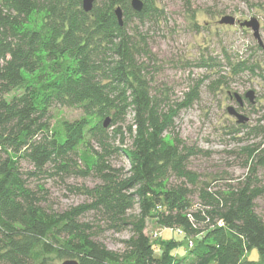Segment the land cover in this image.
<instances>
[{
  "label": "trees",
  "instance_id": "obj_1",
  "mask_svg": "<svg viewBox=\"0 0 264 264\" xmlns=\"http://www.w3.org/2000/svg\"><path fill=\"white\" fill-rule=\"evenodd\" d=\"M143 1L136 11L131 0H96L86 12L83 0H0V264H264L256 210L264 139L245 148L248 172L236 184L216 185L190 168L203 151L173 135L175 119L199 98L203 80L181 101L152 93L139 59L150 55L145 39L128 29L130 19L159 13L153 0ZM228 61L233 75L255 72L248 61ZM198 65L213 68L215 60ZM57 106L83 115L55 127ZM120 156L129 169L114 164ZM71 177L96 179L81 188L89 201L52 209L44 182ZM90 213L95 222L84 220ZM150 218L181 239L172 236L157 254ZM104 230L131 237L114 251L96 239ZM184 240L194 247L178 256Z\"/></svg>",
  "mask_w": 264,
  "mask_h": 264
},
{
  "label": "rangeland",
  "instance_id": "obj_2",
  "mask_svg": "<svg viewBox=\"0 0 264 264\" xmlns=\"http://www.w3.org/2000/svg\"><path fill=\"white\" fill-rule=\"evenodd\" d=\"M153 2L159 13L152 19L140 22L134 17L128 21L130 34L139 40L145 39V49L150 55L143 52L139 59L146 69L152 93L159 95L163 92L171 102L181 101L190 87L203 80L199 98L175 119L173 135L203 151L193 156L189 163L193 171L202 175V180L216 179L214 183L219 186L236 184L248 172L245 148L253 147L264 139L261 129L264 125V0ZM224 16H233L238 22L256 18L262 27L261 44L250 28L241 27L239 23L232 26L220 24ZM210 57L215 60L213 68L198 65L202 58ZM228 58L233 63L248 61L256 67L255 72L246 70L233 75ZM219 77H225V80L216 85V89L212 88V81ZM251 90L254 91V102L245 98ZM235 93L244 97L243 105L236 100ZM230 107L248 120L238 123L237 118L229 113ZM82 115L79 108L57 106L51 111V121L58 127L62 122L74 121ZM132 119L130 115L128 122ZM126 143L129 146L131 140L128 138ZM113 162L130 168L128 160L122 156L115 157ZM258 177L264 186V167ZM95 181L94 177H71L65 182L59 179L45 181L50 207L63 211L87 203L88 197L81 188L92 187ZM256 204L258 214L264 218V196L258 198ZM138 213L136 208L129 215ZM84 220L95 222L91 213ZM146 232L157 254L172 236L181 239L176 232L160 226L154 218L147 220ZM130 237V230L121 233L104 230L98 231L96 239L114 251H122L123 241ZM189 249L188 240H184L175 253L184 256ZM251 258L258 259L257 250L252 251Z\"/></svg>",
  "mask_w": 264,
  "mask_h": 264
},
{
  "label": "water",
  "instance_id": "obj_3",
  "mask_svg": "<svg viewBox=\"0 0 264 264\" xmlns=\"http://www.w3.org/2000/svg\"><path fill=\"white\" fill-rule=\"evenodd\" d=\"M95 1L96 0H83V9L86 12H90L94 5H95ZM131 5L133 7L134 10L136 11H141L144 7V1L143 0H131ZM115 14L118 18L119 24L123 25V10L121 7H117L115 9ZM237 22L236 18L233 16H224L221 21L220 24H225V25H235V23ZM240 24V26L242 27H247V28H251L254 32V36L256 39L259 40V42L261 43V38L259 35V29H260V23L256 18H252L250 20H245V21H239L238 22ZM234 97H236V99L239 102H242V96L235 93ZM245 97L248 98L251 102H254V91H248L245 94ZM229 113L233 116H235L238 120L239 123H243L246 120H248L247 117H245L244 115L240 114L235 108L230 107L229 108ZM108 120H106L105 125H108ZM59 264H79V262L75 259H68L63 261L62 263Z\"/></svg>",
  "mask_w": 264,
  "mask_h": 264
},
{
  "label": "built area",
  "instance_id": "obj_4",
  "mask_svg": "<svg viewBox=\"0 0 264 264\" xmlns=\"http://www.w3.org/2000/svg\"><path fill=\"white\" fill-rule=\"evenodd\" d=\"M178 232H179V234H182V233H183L182 230H178ZM188 244H189L190 248H193V247H194V241H193V240H190V241L188 242Z\"/></svg>",
  "mask_w": 264,
  "mask_h": 264
},
{
  "label": "flooded vegetation",
  "instance_id": "obj_5",
  "mask_svg": "<svg viewBox=\"0 0 264 264\" xmlns=\"http://www.w3.org/2000/svg\"><path fill=\"white\" fill-rule=\"evenodd\" d=\"M238 101V100H237ZM239 102V101H238ZM240 103V105H243V103H244V97L242 98V102H239Z\"/></svg>",
  "mask_w": 264,
  "mask_h": 264
}]
</instances>
